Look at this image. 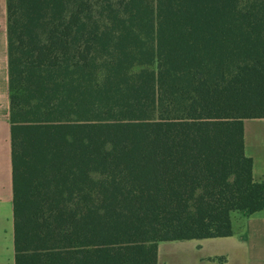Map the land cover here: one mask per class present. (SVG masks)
<instances>
[{
  "label": "trees",
  "instance_id": "16d2710c",
  "mask_svg": "<svg viewBox=\"0 0 264 264\" xmlns=\"http://www.w3.org/2000/svg\"><path fill=\"white\" fill-rule=\"evenodd\" d=\"M7 21L16 264H158L264 210V0H7Z\"/></svg>",
  "mask_w": 264,
  "mask_h": 264
},
{
  "label": "crops",
  "instance_id": "0c3cea01",
  "mask_svg": "<svg viewBox=\"0 0 264 264\" xmlns=\"http://www.w3.org/2000/svg\"><path fill=\"white\" fill-rule=\"evenodd\" d=\"M7 0H0V264H16ZM246 156L254 177L264 182V118L244 121ZM234 235L167 241L158 246V264H264V210L235 212Z\"/></svg>",
  "mask_w": 264,
  "mask_h": 264
},
{
  "label": "rangeland",
  "instance_id": "374dc122",
  "mask_svg": "<svg viewBox=\"0 0 264 264\" xmlns=\"http://www.w3.org/2000/svg\"><path fill=\"white\" fill-rule=\"evenodd\" d=\"M48 207H45V210L47 209Z\"/></svg>",
  "mask_w": 264,
  "mask_h": 264
}]
</instances>
